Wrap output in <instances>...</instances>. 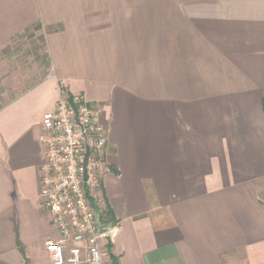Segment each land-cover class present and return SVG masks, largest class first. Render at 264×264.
<instances>
[{"label": "crops", "instance_id": "0c3cea01", "mask_svg": "<svg viewBox=\"0 0 264 264\" xmlns=\"http://www.w3.org/2000/svg\"><path fill=\"white\" fill-rule=\"evenodd\" d=\"M34 27L49 72L0 106V264L59 238L39 170L60 93L106 130L104 264H264V0H0V48Z\"/></svg>", "mask_w": 264, "mask_h": 264}, {"label": "built area", "instance_id": "2783aa9c", "mask_svg": "<svg viewBox=\"0 0 264 264\" xmlns=\"http://www.w3.org/2000/svg\"><path fill=\"white\" fill-rule=\"evenodd\" d=\"M41 127L40 209L59 235L44 244L49 264H104L100 241L112 239L117 226L96 225V217L105 211L96 194L108 171L99 112L83 95L60 93L54 111L42 116Z\"/></svg>", "mask_w": 264, "mask_h": 264}, {"label": "rangeland", "instance_id": "374dc122", "mask_svg": "<svg viewBox=\"0 0 264 264\" xmlns=\"http://www.w3.org/2000/svg\"><path fill=\"white\" fill-rule=\"evenodd\" d=\"M41 36L34 27L0 48V106L49 72Z\"/></svg>", "mask_w": 264, "mask_h": 264}, {"label": "trees", "instance_id": "16d2710c", "mask_svg": "<svg viewBox=\"0 0 264 264\" xmlns=\"http://www.w3.org/2000/svg\"><path fill=\"white\" fill-rule=\"evenodd\" d=\"M46 59H47V56H46ZM47 64H48V60H47ZM98 217H99V223L102 226H106L108 223H114L111 220L110 212L108 209H105V211L102 214H100ZM112 260H113V258H112ZM113 263H114V260H113Z\"/></svg>", "mask_w": 264, "mask_h": 264}, {"label": "water", "instance_id": "95a60500", "mask_svg": "<svg viewBox=\"0 0 264 264\" xmlns=\"http://www.w3.org/2000/svg\"><path fill=\"white\" fill-rule=\"evenodd\" d=\"M96 225H97L98 228H102V227H104V226H102V225L99 223V217H98V216L96 217Z\"/></svg>", "mask_w": 264, "mask_h": 264}]
</instances>
